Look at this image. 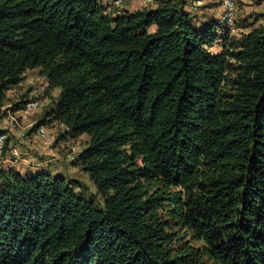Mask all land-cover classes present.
<instances>
[{"label":"trees","instance_id":"1","mask_svg":"<svg viewBox=\"0 0 264 264\" xmlns=\"http://www.w3.org/2000/svg\"><path fill=\"white\" fill-rule=\"evenodd\" d=\"M191 1L0 0V104L39 68L101 196L0 167V264H264V25L220 33Z\"/></svg>","mask_w":264,"mask_h":264},{"label":"rangeland","instance_id":"2","mask_svg":"<svg viewBox=\"0 0 264 264\" xmlns=\"http://www.w3.org/2000/svg\"><path fill=\"white\" fill-rule=\"evenodd\" d=\"M139 1L140 0H124L120 7H115L112 10H116L117 8L125 9L128 6L131 8H139L142 6ZM237 1V21L235 26L227 31L231 36L239 37L251 28L264 25V18L262 17L264 13V0ZM197 11H199L197 15L200 21H202L201 18L205 17L206 19L218 20L221 17L222 8L218 0H206L205 5L200 7ZM211 50L215 52L219 51V42L216 43ZM47 85V80L45 77L41 76L39 68L28 70L22 82L12 87V91L7 92L6 99L0 104V129H7V127H9L7 118L8 112L13 108V104L20 99L26 100L29 97L46 99L47 107H49L52 98L58 95L59 89H54L51 93H48L46 91ZM44 117L45 111H39L29 116L19 118L28 133L24 139H17L13 134L11 135L8 140L10 148H8L7 156L11 157V146L17 145L22 149L23 154L21 155L22 160L15 164L23 161L26 166L29 165L34 167V171L47 170L68 179L80 180L84 186L77 189L78 194L100 201L101 196L98 194L89 176L84 173L73 160L68 158V154L72 152L73 149L75 150L76 157L83 151L87 145L89 136L87 134L76 137L72 136L67 133L66 127H62L58 123L49 121ZM37 122L49 124L51 131L49 135L51 140L45 142L35 136L34 129ZM25 159H32L33 161L30 163L27 160L24 161Z\"/></svg>","mask_w":264,"mask_h":264},{"label":"built area","instance_id":"3","mask_svg":"<svg viewBox=\"0 0 264 264\" xmlns=\"http://www.w3.org/2000/svg\"><path fill=\"white\" fill-rule=\"evenodd\" d=\"M124 0H113L112 3L116 5V7H120L121 3ZM220 2L222 13L220 17V22L222 27L220 28V33H225L229 29H232L235 26L237 21L238 15V1L237 0H218ZM143 3L146 7H153L156 5L157 0H143ZM206 3V0H192L190 2V10L193 13H198L197 11L200 7H203ZM123 11L121 8H117L116 10L109 9L106 7L107 13H112L113 15L120 14ZM12 88L8 90L11 92ZM47 107L46 99L37 98V97H29L23 103L21 108L9 110L7 118L9 127L7 129H3L4 131L0 133V167H2L6 163L15 164L22 160V149L17 146H11L10 152L11 157L7 158L8 152V140L10 139L11 135L13 134L17 139H24L27 136L28 131L25 130L22 123L20 122V117H26L31 115L32 113L45 111ZM58 123L62 127H66L63 123ZM50 126L48 123H39L37 122L34 129V134L38 138L42 139L43 141H49L50 138ZM68 158L71 160H75V150L73 149L72 152L68 154Z\"/></svg>","mask_w":264,"mask_h":264},{"label":"crops","instance_id":"4","mask_svg":"<svg viewBox=\"0 0 264 264\" xmlns=\"http://www.w3.org/2000/svg\"><path fill=\"white\" fill-rule=\"evenodd\" d=\"M113 0H100V2L102 3V5H104L105 7H108L109 9H114L116 7L115 4L112 3ZM127 1V0H126ZM139 3L142 5L141 7L139 8H131V7H127L125 8L124 10H128V11H134V10H137V9H140V8H143V7H146V5L143 3V0H140ZM132 5V4H131ZM186 9L187 10H190V2H188L186 4ZM198 14V13H197ZM201 20H206V17L205 18H201ZM9 142V141H8ZM10 144H8V148ZM9 158V157H8ZM29 161L30 163L33 161L32 159H25L24 161ZM2 168L4 169H14V170H17V171H20L22 173L28 171V170H33L34 171V167H31L29 165H25L24 162H20L18 164H11V163H6L2 166Z\"/></svg>","mask_w":264,"mask_h":264}]
</instances>
